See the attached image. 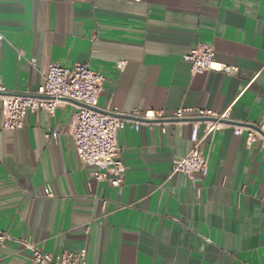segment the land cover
Returning <instances> with one entry per match:
<instances>
[{
    "label": "crops",
    "instance_id": "1",
    "mask_svg": "<svg viewBox=\"0 0 264 264\" xmlns=\"http://www.w3.org/2000/svg\"><path fill=\"white\" fill-rule=\"evenodd\" d=\"M0 32L10 93L35 94L48 63H80L105 77L101 109L202 107L233 123L264 120V0H0ZM200 43L237 74L193 73L183 56ZM75 104L29 111L14 130L0 115V228L9 235L0 264H32L23 239L52 255L85 248L88 264H264L260 144L223 127L201 144L207 174L188 177L172 166L193 145L192 122L127 123L118 136L126 179L113 187L78 157Z\"/></svg>",
    "mask_w": 264,
    "mask_h": 264
},
{
    "label": "built area",
    "instance_id": "2",
    "mask_svg": "<svg viewBox=\"0 0 264 264\" xmlns=\"http://www.w3.org/2000/svg\"><path fill=\"white\" fill-rule=\"evenodd\" d=\"M3 34L0 32V39ZM216 51L211 45L198 44L183 56L190 63L193 73L215 70L227 75H236L238 67L218 62ZM123 69L124 61L116 63ZM258 76V74L256 75ZM255 76V77H256ZM105 82L104 75L91 69L87 64H76L72 69L57 63H48L44 83L35 94L10 93L0 76V115L1 127L6 130L20 129L24 126L29 111L45 110L54 115L56 109L65 102H75L70 134L74 139L78 157L83 165L99 168L93 175L100 181L107 180L111 186L118 187L126 179V166L119 159L120 146L118 136L127 123L136 130L145 123L171 121H190L193 123L191 149L181 158L175 159L172 173H184L193 177L196 173L206 175L210 165V154L201 148L207 137H212L219 129L231 127L234 134L244 135L247 145L260 144L264 149V120L257 123H233L228 121V114H218L209 108L179 107L173 111L134 110L123 113L117 109H101L99 96ZM145 121V122H143ZM205 123L204 134L198 136L200 123ZM46 195L53 197V191L47 186ZM107 201L103 202L106 209ZM86 232H89L87 226ZM9 235L0 228V247ZM32 251V264H88L86 249L78 252L65 250L58 255L44 251L27 239L21 240Z\"/></svg>",
    "mask_w": 264,
    "mask_h": 264
}]
</instances>
